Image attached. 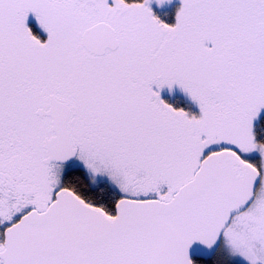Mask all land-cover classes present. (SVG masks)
Returning <instances> with one entry per match:
<instances>
[{
	"label": "snow or ice",
	"instance_id": "6c2138e0",
	"mask_svg": "<svg viewBox=\"0 0 264 264\" xmlns=\"http://www.w3.org/2000/svg\"><path fill=\"white\" fill-rule=\"evenodd\" d=\"M152 3L0 0V264H264V0Z\"/></svg>",
	"mask_w": 264,
	"mask_h": 264
},
{
	"label": "rangeland",
	"instance_id": "374dc122",
	"mask_svg": "<svg viewBox=\"0 0 264 264\" xmlns=\"http://www.w3.org/2000/svg\"><path fill=\"white\" fill-rule=\"evenodd\" d=\"M151 7L153 8L155 14L157 16L160 17V15H162L165 12L171 11L172 9L176 8L177 12L179 10V8L181 7V0H170V2H165V4L163 6H159L157 5V3H155V0H153V3L151 5ZM161 18V17H160ZM162 19V18H161ZM164 22H166L165 20H163ZM34 24V21L32 22ZM180 91L185 97H187L178 87L174 90V92H178ZM173 92V93H174ZM170 103L175 104V98L173 96H166V98ZM185 102L189 103L192 105L193 110L194 111H198V109L196 108V105L187 97V99H183ZM192 102V103H191Z\"/></svg>",
	"mask_w": 264,
	"mask_h": 264
},
{
	"label": "flooded vegetation",
	"instance_id": "af4514ba",
	"mask_svg": "<svg viewBox=\"0 0 264 264\" xmlns=\"http://www.w3.org/2000/svg\"><path fill=\"white\" fill-rule=\"evenodd\" d=\"M163 96H164V98H166V96H173L175 98V105L176 106L184 107L186 109L191 110L192 112H196L193 110V107L191 104H189L183 100L184 98L187 99V97H185L180 91L170 93L167 89H165L163 92Z\"/></svg>",
	"mask_w": 264,
	"mask_h": 264
},
{
	"label": "trees",
	"instance_id": "16d2710c",
	"mask_svg": "<svg viewBox=\"0 0 264 264\" xmlns=\"http://www.w3.org/2000/svg\"><path fill=\"white\" fill-rule=\"evenodd\" d=\"M177 10L176 8L172 9L171 11L165 12L160 17L162 20H165L166 23H175V18H176Z\"/></svg>",
	"mask_w": 264,
	"mask_h": 264
}]
</instances>
